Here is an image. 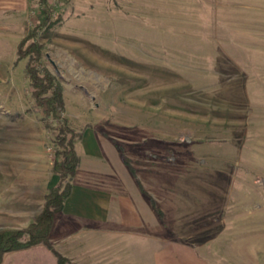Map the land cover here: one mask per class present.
<instances>
[{"label":"rangeland","instance_id":"rangeland-1","mask_svg":"<svg viewBox=\"0 0 264 264\" xmlns=\"http://www.w3.org/2000/svg\"><path fill=\"white\" fill-rule=\"evenodd\" d=\"M49 2L36 39L65 117L114 139L152 210L66 253L51 240L65 264H264V0ZM46 18L37 1L30 27ZM27 61L1 80L2 109L37 119L54 155Z\"/></svg>","mask_w":264,"mask_h":264},{"label":"crops","instance_id":"crops-1","mask_svg":"<svg viewBox=\"0 0 264 264\" xmlns=\"http://www.w3.org/2000/svg\"><path fill=\"white\" fill-rule=\"evenodd\" d=\"M36 5L37 0H0V82L14 73L18 45L31 29ZM2 93L0 85V96ZM0 105V230L25 228L39 216L46 194L60 178L53 168L55 157L47 150L46 132L37 119L8 120L2 109L7 106L1 101ZM82 131V138L75 142L80 164L72 191L50 233L63 253L65 247L78 245L91 232L117 235L140 230L152 213L112 137L93 126ZM45 262L56 264L55 254L37 244L7 252L2 264Z\"/></svg>","mask_w":264,"mask_h":264},{"label":"trees","instance_id":"trees-1","mask_svg":"<svg viewBox=\"0 0 264 264\" xmlns=\"http://www.w3.org/2000/svg\"><path fill=\"white\" fill-rule=\"evenodd\" d=\"M37 1L47 18L44 22L33 26L20 40L16 63L28 57L25 69L33 89L32 94L45 113V117L42 119L45 128L53 131L55 135L56 147L53 168L60 179L56 186L52 187L46 194L43 211L30 225L25 228L0 230V264H2L7 252L37 244L46 245L56 255L58 263L65 264V258L55 250L51 242L50 233L56 214L63 209L66 199L71 194L72 180L80 164L75 142L82 138L83 131L75 130L65 117L66 102L62 85L57 76L43 64L44 44L36 39L42 30L45 31L54 24L53 7L49 0ZM60 1L67 3L70 0ZM31 39L32 41L29 42ZM112 141L116 144L113 138ZM119 149L122 160L126 163L121 147ZM151 201L158 215L162 216L163 214L154 200Z\"/></svg>","mask_w":264,"mask_h":264}]
</instances>
